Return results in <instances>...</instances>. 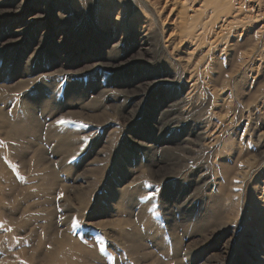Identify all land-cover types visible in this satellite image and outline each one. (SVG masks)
<instances>
[{"label":"rangeland","instance_id":"1","mask_svg":"<svg viewBox=\"0 0 264 264\" xmlns=\"http://www.w3.org/2000/svg\"><path fill=\"white\" fill-rule=\"evenodd\" d=\"M0 111V264H264V0H0Z\"/></svg>","mask_w":264,"mask_h":264},{"label":"bare ground","instance_id":"2","mask_svg":"<svg viewBox=\"0 0 264 264\" xmlns=\"http://www.w3.org/2000/svg\"><path fill=\"white\" fill-rule=\"evenodd\" d=\"M0 114H1V111H0ZM67 242V241H66ZM70 243H72V244H70V245H68L69 247H70V250L72 249V248H75V249H77V250H79L80 248H83V245H80V243H78V241H74V242H70ZM255 246H256V248H258L260 245L258 244V243H256V244H254ZM86 248H88L87 246H86ZM74 249V250H75ZM258 253V252H257Z\"/></svg>","mask_w":264,"mask_h":264},{"label":"snow or ice","instance_id":"3","mask_svg":"<svg viewBox=\"0 0 264 264\" xmlns=\"http://www.w3.org/2000/svg\"><path fill=\"white\" fill-rule=\"evenodd\" d=\"M68 121L64 120V119H60L57 120V124H63V123H67ZM75 158V157H74Z\"/></svg>","mask_w":264,"mask_h":264}]
</instances>
